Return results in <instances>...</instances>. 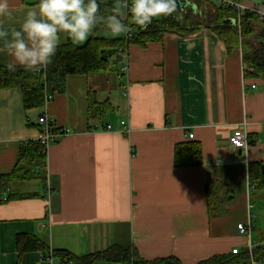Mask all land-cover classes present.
Returning a JSON list of instances; mask_svg holds the SVG:
<instances>
[{
    "label": "crops",
    "instance_id": "0c3cea01",
    "mask_svg": "<svg viewBox=\"0 0 264 264\" xmlns=\"http://www.w3.org/2000/svg\"><path fill=\"white\" fill-rule=\"evenodd\" d=\"M37 3L9 0L13 15L4 26L19 29ZM176 5L178 17L202 9L189 0ZM252 43L264 47V28ZM10 62L0 51V65ZM244 65L241 48L228 51L203 27L145 47L129 44L107 70L68 76L65 90L42 108L26 110L20 88L0 89V176L15 167L21 143L41 137L42 114L65 131L47 149L46 185L25 190L39 195L0 204V264H73L55 251L87 255L114 245L146 260L197 264L261 246L264 188L249 167L264 166V77ZM91 96L109 104L100 118L89 119ZM237 130L248 134L247 150L230 144ZM191 142L201 145L203 163L177 166L176 147ZM251 214L250 234L240 232ZM20 233L46 248L20 253Z\"/></svg>",
    "mask_w": 264,
    "mask_h": 264
},
{
    "label": "trees",
    "instance_id": "16d2710c",
    "mask_svg": "<svg viewBox=\"0 0 264 264\" xmlns=\"http://www.w3.org/2000/svg\"><path fill=\"white\" fill-rule=\"evenodd\" d=\"M189 1L193 2L197 8L203 6L205 8L200 10L187 8L182 16L178 17L174 12L168 17L154 19L147 29L131 25L132 39L127 38L126 34L115 37L100 36L99 31L106 28L104 24H98L83 45L73 44L69 38L66 41L61 38L52 63L46 70L27 71L17 66L15 71H9L6 65H0V89L20 88L24 95L26 110L42 108L47 104L48 99L65 90L68 76L88 75L107 70L113 55L120 49H126L129 44L135 43L145 47L148 43L162 41L169 32L186 35L195 33L203 27L214 32L228 51L241 48L244 63L253 68V71H248L251 73L249 74L264 77V47L257 49L252 43L257 35V27L264 28V18L250 11L238 18L237 11L232 6L219 5L213 0ZM233 1H256L262 4V0ZM98 3H100V14L105 17L113 14V9L117 7L114 0H98ZM130 15L124 17L125 23L128 22ZM108 109V103H99L92 96L90 97L89 119L102 117ZM52 131L59 132V129L53 128ZM175 162L177 166L184 167L201 165L203 163L201 145L191 142L177 146ZM249 174L252 181H256L260 188H264V171L259 164H251ZM31 181L44 185L47 182V150L44 149L40 139L21 143L15 167L11 172L0 176V204L14 199L38 196L36 192L22 190V186ZM210 189L209 186L211 193ZM16 246L20 253L46 248L40 238L26 233L17 235ZM55 254L61 255L73 264H93L96 261H120L127 264H182L176 257L146 260L134 249H125L117 245L105 251L87 255H74L67 251H55ZM253 257L264 264L262 245L253 250ZM250 260V252L244 250L237 254L213 256L197 264H239L249 263Z\"/></svg>",
    "mask_w": 264,
    "mask_h": 264
},
{
    "label": "clouds",
    "instance_id": "9594fccd",
    "mask_svg": "<svg viewBox=\"0 0 264 264\" xmlns=\"http://www.w3.org/2000/svg\"><path fill=\"white\" fill-rule=\"evenodd\" d=\"M130 18L125 23L120 8L106 17L100 14L98 0H38L35 6L27 9L19 29L6 28L4 18L13 15L9 0H0V42L11 58L6 65L9 71L17 66L27 71L46 70L66 35L73 44H81L89 38L98 24H104L113 36L129 34L131 25L141 29L154 19L168 17L176 11V0H131ZM264 15V9L260 10Z\"/></svg>",
    "mask_w": 264,
    "mask_h": 264
},
{
    "label": "built area",
    "instance_id": "2783aa9c",
    "mask_svg": "<svg viewBox=\"0 0 264 264\" xmlns=\"http://www.w3.org/2000/svg\"><path fill=\"white\" fill-rule=\"evenodd\" d=\"M116 2V6L120 8V11H123L126 16L130 14L128 9L125 7L127 4L129 7L131 5V0H114ZM215 3L221 5V4H227L229 6H232L238 14V18H240L242 15H244L247 11L250 12H255L259 14L262 18H264V15L260 14V10L264 9V6L262 4H257V3H252L250 1H233V0H213ZM126 37L129 39L133 38V33L126 34ZM125 49H120L117 51V54L122 56L124 53ZM128 67L125 66L122 68V73L127 72ZM244 70L245 71H253V68L244 65ZM51 100L48 99V102ZM39 123L42 126V134L41 137L39 138L42 145L44 146V149L47 150L49 145L56 141L57 138L64 134L65 131L59 130V132H53L52 129L54 128V120L50 118L46 113L42 114L39 117ZM107 128H111L110 125L107 126ZM190 138H193V134H190ZM230 144L236 148V149H241V150H247L250 144V138L248 134L243 131V130H237L234 134H232L229 138ZM255 215H250L248 218L247 223H241L238 225V229L242 233H247L250 234L253 226L255 225L254 222ZM262 247L264 248V243L262 244ZM249 252L251 255V260L249 261L248 264H259L257 260L253 257V246H250ZM232 253L237 254L239 253V250L236 248L232 251Z\"/></svg>",
    "mask_w": 264,
    "mask_h": 264
},
{
    "label": "rangeland",
    "instance_id": "374dc122",
    "mask_svg": "<svg viewBox=\"0 0 264 264\" xmlns=\"http://www.w3.org/2000/svg\"><path fill=\"white\" fill-rule=\"evenodd\" d=\"M201 8L204 9L205 7L203 6V7H201ZM121 14H122V16L125 17V18L127 17V16L124 14L123 11H121ZM98 34H99V35H102V36H107V37H115V36H113V35L107 30V28H102V29L99 31ZM122 35H124V34H122ZM122 35H120V36H122ZM61 37H62V40H63V41H66V40H67V36H66V35H62ZM85 42H86V41H85ZM85 42H83V43H81V44H78V45H83ZM38 183H39V182H37V181L27 182V183H25V184L22 186V190L34 189V187L37 186Z\"/></svg>",
    "mask_w": 264,
    "mask_h": 264
},
{
    "label": "water",
    "instance_id": "95a60500",
    "mask_svg": "<svg viewBox=\"0 0 264 264\" xmlns=\"http://www.w3.org/2000/svg\"><path fill=\"white\" fill-rule=\"evenodd\" d=\"M183 3H184V5L189 4L187 1H184ZM263 170H264V166H263Z\"/></svg>",
    "mask_w": 264,
    "mask_h": 264
},
{
    "label": "bare ground",
    "instance_id": "6f19581e",
    "mask_svg": "<svg viewBox=\"0 0 264 264\" xmlns=\"http://www.w3.org/2000/svg\"><path fill=\"white\" fill-rule=\"evenodd\" d=\"M248 262V261H247Z\"/></svg>",
    "mask_w": 264,
    "mask_h": 264
}]
</instances>
